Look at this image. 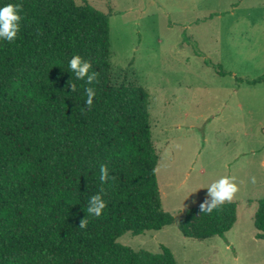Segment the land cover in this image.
<instances>
[{
	"label": "trees",
	"instance_id": "obj_1",
	"mask_svg": "<svg viewBox=\"0 0 264 264\" xmlns=\"http://www.w3.org/2000/svg\"><path fill=\"white\" fill-rule=\"evenodd\" d=\"M10 2L22 4L23 21L14 42H0V264H177L165 245L154 253L117 242L125 232L160 230L174 217L163 209L157 182L150 93L111 80V11L75 0L0 5ZM73 55L98 73L91 109L82 88L69 86ZM101 165L109 169L107 183L99 179ZM97 193L107 207L87 218V200ZM236 218L235 202L211 213L193 207L179 230L198 240L225 237ZM253 223L264 240V198Z\"/></svg>",
	"mask_w": 264,
	"mask_h": 264
},
{
	"label": "rangeland",
	"instance_id": "obj_2",
	"mask_svg": "<svg viewBox=\"0 0 264 264\" xmlns=\"http://www.w3.org/2000/svg\"><path fill=\"white\" fill-rule=\"evenodd\" d=\"M111 11V80L150 93L151 133L162 206L174 221L117 242L177 264H264L253 217L264 198V0H75ZM211 64H220V74ZM237 78L244 79L243 82ZM236 178V222L225 237L183 236L186 210L207 186ZM197 217L200 212H197Z\"/></svg>",
	"mask_w": 264,
	"mask_h": 264
},
{
	"label": "clouds",
	"instance_id": "obj_3",
	"mask_svg": "<svg viewBox=\"0 0 264 264\" xmlns=\"http://www.w3.org/2000/svg\"><path fill=\"white\" fill-rule=\"evenodd\" d=\"M23 21V7L19 2L3 3L0 5V42H14L21 31ZM67 72L72 79L69 86L73 92L82 88L85 96V105L91 109L96 97V83L98 73L93 70L90 60L80 55H73L67 64ZM99 179L101 183H107L111 177L106 165H101L99 169ZM207 195L200 205L203 213H211L226 201H231L239 191V185L234 176L223 175L213 181L206 188ZM107 207V203L101 193L92 195L87 200L86 213L88 217H100ZM88 219L81 222L80 227H86Z\"/></svg>",
	"mask_w": 264,
	"mask_h": 264
}]
</instances>
